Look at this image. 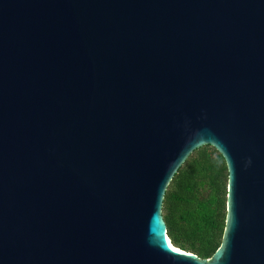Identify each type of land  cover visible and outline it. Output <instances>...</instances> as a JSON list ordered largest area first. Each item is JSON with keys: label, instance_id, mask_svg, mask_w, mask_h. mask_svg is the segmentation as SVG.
<instances>
[{"label": "water", "instance_id": "water-1", "mask_svg": "<svg viewBox=\"0 0 264 264\" xmlns=\"http://www.w3.org/2000/svg\"><path fill=\"white\" fill-rule=\"evenodd\" d=\"M203 146L210 259L162 217ZM0 264H264V0H0Z\"/></svg>", "mask_w": 264, "mask_h": 264}, {"label": "trees", "instance_id": "trees-1", "mask_svg": "<svg viewBox=\"0 0 264 264\" xmlns=\"http://www.w3.org/2000/svg\"><path fill=\"white\" fill-rule=\"evenodd\" d=\"M227 170L210 146L191 153L168 184L162 217L171 244L210 259L222 243L226 218Z\"/></svg>", "mask_w": 264, "mask_h": 264}, {"label": "bare ground", "instance_id": "bare-ground-1", "mask_svg": "<svg viewBox=\"0 0 264 264\" xmlns=\"http://www.w3.org/2000/svg\"><path fill=\"white\" fill-rule=\"evenodd\" d=\"M166 240H167V238H166ZM168 241V240H167ZM169 242V241H168Z\"/></svg>", "mask_w": 264, "mask_h": 264}]
</instances>
